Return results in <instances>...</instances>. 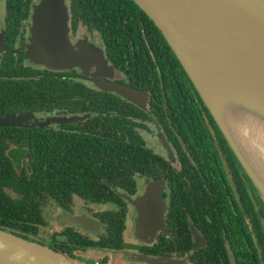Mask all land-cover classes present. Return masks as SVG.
Listing matches in <instances>:
<instances>
[{
	"label": "flooded vegetation",
	"instance_id": "flooded-vegetation-1",
	"mask_svg": "<svg viewBox=\"0 0 264 264\" xmlns=\"http://www.w3.org/2000/svg\"><path fill=\"white\" fill-rule=\"evenodd\" d=\"M39 1L0 0V65L48 75L57 96L51 113H11L73 118L43 126L72 143L44 144L58 152L56 189L28 183V146L0 145L16 173L14 182L0 181V217L18 214L0 228L91 264H264V197L184 69L160 50L154 22L135 6L128 14L125 0H113V18L104 20L95 8L104 0H65L69 42L99 48L114 73L51 69L25 58ZM102 81L136 89L140 98ZM149 195L158 200L151 228L133 204Z\"/></svg>",
	"mask_w": 264,
	"mask_h": 264
},
{
	"label": "water",
	"instance_id": "water-1",
	"mask_svg": "<svg viewBox=\"0 0 264 264\" xmlns=\"http://www.w3.org/2000/svg\"><path fill=\"white\" fill-rule=\"evenodd\" d=\"M132 1L160 30L235 156L264 197V133L254 136L245 132L244 127L249 121L264 124V0ZM32 19L25 51L30 62L51 69L78 66L84 73L95 76L114 73L100 49L97 51L93 45H70L65 0H40L33 8ZM54 30L58 37H52ZM84 47L94 53L96 71L90 72L85 53L82 55ZM193 71L201 73L206 81L224 71L234 81L233 87H223L217 94L213 87H203L206 82L199 83ZM101 86L125 97L140 98L138 90L120 83L102 81ZM233 111L240 113L231 117ZM72 120L36 117L31 112L8 113L0 116V127H43ZM157 202L153 195L133 200L135 206L140 204L147 227L156 222ZM151 262L154 264L155 260ZM0 264L91 263L0 228Z\"/></svg>",
	"mask_w": 264,
	"mask_h": 264
},
{
	"label": "trees",
	"instance_id": "trees-1",
	"mask_svg": "<svg viewBox=\"0 0 264 264\" xmlns=\"http://www.w3.org/2000/svg\"><path fill=\"white\" fill-rule=\"evenodd\" d=\"M97 3L99 0H96ZM123 1V0H119ZM127 1V13L130 14V6L139 8L132 0ZM85 2V1H83ZM118 2V3H119ZM113 0H104L102 5H95V8L100 9L101 20L107 18H113L111 15V7ZM143 11V10H142ZM146 15V14H145ZM106 23L101 22V27ZM113 28V25H110ZM107 32V30H104ZM159 36L160 50H164L165 54L168 53L172 59H174L175 68H180L183 71V67L180 66V62L165 41L161 32L156 29ZM182 67V68H181ZM185 71V70H184ZM188 76V75H187ZM189 78V77H188ZM163 82L167 84V81L172 80L173 77L169 72L162 75ZM190 80V79H189ZM191 81V80H190ZM192 83V82H191ZM194 86V85H193ZM56 83L51 80L48 75L32 74L29 71V67L19 66L10 61H5L0 65V116L6 115L11 112H17L19 109H30L33 111L41 112L45 108L53 111L55 104ZM196 89V88H195ZM200 97V96H199ZM50 106V107H48ZM30 130L25 132L24 130ZM55 132V133H54ZM54 132H45L43 127H0V145L1 144H16L19 146H28L27 152L29 161V171L32 181L28 183L32 184V187L38 189L39 183H50L56 189L57 174L56 169L60 162L57 160L58 152L55 149H49L45 151V146H58L64 144H71V136H62ZM44 148V149H43ZM3 151V148H2ZM23 152V151H22ZM20 155V152L13 150L10 155ZM74 154V153H73ZM73 154L67 153V158L70 160ZM115 157L116 154H112ZM47 160V161H46ZM46 162V165L44 164ZM44 166L49 169V176L44 173ZM15 170L13 169V163L9 156L5 152L0 153V181L2 183H12L15 179ZM18 215L16 211L12 210L11 216L17 219ZM12 217L2 216L1 222L9 223ZM14 234V233H13Z\"/></svg>",
	"mask_w": 264,
	"mask_h": 264
},
{
	"label": "bare ground",
	"instance_id": "bare-ground-1",
	"mask_svg": "<svg viewBox=\"0 0 264 264\" xmlns=\"http://www.w3.org/2000/svg\"><path fill=\"white\" fill-rule=\"evenodd\" d=\"M193 74L195 75V78H197L198 82L201 84H204L203 82H206V85H204L203 87H213L212 89H214V91L217 94H220L222 91L223 87L226 88H232L234 81H230V77H228V74L224 71H220L219 72V76L211 79L209 81H206L202 76L201 73L199 72H194ZM221 99H224L223 97ZM234 113H240L238 111H233L230 113V116L232 117L234 115ZM256 123V122H255ZM253 123V122H245L244 123V127L246 128L245 132H247L248 134H252V135H259L261 136L264 133V124H260V123Z\"/></svg>",
	"mask_w": 264,
	"mask_h": 264
},
{
	"label": "rangeland",
	"instance_id": "rangeland-1",
	"mask_svg": "<svg viewBox=\"0 0 264 264\" xmlns=\"http://www.w3.org/2000/svg\"><path fill=\"white\" fill-rule=\"evenodd\" d=\"M52 37L53 38H55V37H58V32L56 31V30H54L53 31V33H52ZM80 44H82V45H85V46H89V45H91V44H88V43H86V42H82V43H80ZM70 45L71 46H76V45H73V44H71L70 43ZM93 45V44H92ZM94 46V45H93ZM96 49H97V51H98V49L99 48H97L96 46H94ZM96 52V51H95ZM85 53V56H86V60H87V63H88V65H89V70H90V72H93V71H96L97 70V68H96V66L94 65V59H93V55H94V53L93 54H91L85 47L82 49V55ZM96 56V55H95ZM99 71V70H98Z\"/></svg>",
	"mask_w": 264,
	"mask_h": 264
}]
</instances>
